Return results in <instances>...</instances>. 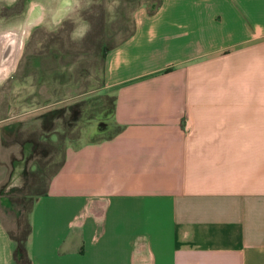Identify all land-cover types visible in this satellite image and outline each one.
<instances>
[{
	"label": "crops",
	"instance_id": "1",
	"mask_svg": "<svg viewBox=\"0 0 264 264\" xmlns=\"http://www.w3.org/2000/svg\"><path fill=\"white\" fill-rule=\"evenodd\" d=\"M70 12L30 29L20 54L38 32L47 55L2 90L0 139L35 110L78 130L36 173L53 164L25 264H264V0H159L114 46ZM9 202L0 191V264L21 236Z\"/></svg>",
	"mask_w": 264,
	"mask_h": 264
},
{
	"label": "rangeland",
	"instance_id": "2",
	"mask_svg": "<svg viewBox=\"0 0 264 264\" xmlns=\"http://www.w3.org/2000/svg\"><path fill=\"white\" fill-rule=\"evenodd\" d=\"M158 1L77 0L75 9L69 15H75L71 18L79 19L82 25L85 24L87 26L91 23L92 33H98L102 43L107 42V45L114 46L131 34L140 12L145 9L151 10ZM28 6V0H0V25L23 19ZM36 8L37 10L39 9L38 6ZM46 19L43 17L38 23H44L45 21L47 23L48 20ZM67 20L66 16V20L63 22L65 24L62 26L66 27ZM48 24L52 27L49 32L52 31L54 26L57 27L56 23L48 22ZM37 34L39 35L40 33L34 32L33 38L28 42L22 53H18L17 57L20 55L18 71L13 72L11 76H8L10 75L8 72L0 79V116L4 113L6 100L9 99V97L3 95L4 92L2 90L6 91L11 86L12 81H16L15 84L18 86V81L21 80V74L24 72L23 68L37 67L35 64L37 59L44 60L47 55L41 50L38 56L31 49V46L35 45ZM30 37L28 34L25 41H28ZM37 56L40 58H37ZM101 60L100 56L97 63L101 62ZM21 70L22 72L20 73L19 71ZM27 84V82H24L23 87L29 86ZM56 111H49V114L55 116L53 127H51L50 118L44 122L37 117L38 112L35 110L14 118L11 123L13 124L12 127H3L1 130V192L7 195L11 205V209L4 211L3 217L5 216L6 224L13 229V233H16V236L25 233L27 215L32 200L36 196L35 193L42 187V184H45L40 173H46L49 170L48 168L53 166V164L49 165L50 162H48V166L45 167L47 169H41L37 175L36 173L42 166L41 163L47 161L51 156H55V159L58 160L64 150L60 141H63L66 136L74 137L78 134L77 128L70 127L71 122H68V114L64 113L58 117ZM14 167H18V169L15 171ZM14 172L17 173L13 174Z\"/></svg>",
	"mask_w": 264,
	"mask_h": 264
},
{
	"label": "bare ground",
	"instance_id": "3",
	"mask_svg": "<svg viewBox=\"0 0 264 264\" xmlns=\"http://www.w3.org/2000/svg\"><path fill=\"white\" fill-rule=\"evenodd\" d=\"M28 3L29 6L23 19L0 25V79L13 66L21 43L25 42L30 29L37 25L45 15L50 16L53 23H58L64 14L75 9L77 0H53L45 2L41 0H28Z\"/></svg>",
	"mask_w": 264,
	"mask_h": 264
},
{
	"label": "trees",
	"instance_id": "4",
	"mask_svg": "<svg viewBox=\"0 0 264 264\" xmlns=\"http://www.w3.org/2000/svg\"><path fill=\"white\" fill-rule=\"evenodd\" d=\"M108 106H106L107 110V114H112L113 113V97H111V100L108 102ZM78 105L76 106V112L78 111ZM12 127V125H10ZM9 127V126H8ZM108 127V124L105 122H99V129L100 130H104ZM42 179L47 182L50 178L51 175H41ZM0 191H1V187H0ZM40 192H36L35 194H39ZM24 239H25V235H21L20 237H18L16 240V244H15V264H25V262L27 261V254H26V247L24 245Z\"/></svg>",
	"mask_w": 264,
	"mask_h": 264
},
{
	"label": "flooded vegetation",
	"instance_id": "5",
	"mask_svg": "<svg viewBox=\"0 0 264 264\" xmlns=\"http://www.w3.org/2000/svg\"><path fill=\"white\" fill-rule=\"evenodd\" d=\"M20 47H22V46H20Z\"/></svg>",
	"mask_w": 264,
	"mask_h": 264
}]
</instances>
